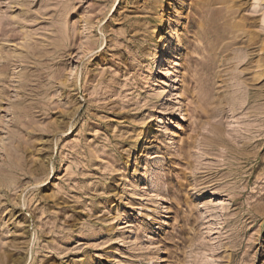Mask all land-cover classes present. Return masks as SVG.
<instances>
[{
	"label": "rangeland",
	"instance_id": "rangeland-1",
	"mask_svg": "<svg viewBox=\"0 0 264 264\" xmlns=\"http://www.w3.org/2000/svg\"><path fill=\"white\" fill-rule=\"evenodd\" d=\"M0 264H264V0H0Z\"/></svg>",
	"mask_w": 264,
	"mask_h": 264
},
{
	"label": "bare ground",
	"instance_id": "bare-ground-1",
	"mask_svg": "<svg viewBox=\"0 0 264 264\" xmlns=\"http://www.w3.org/2000/svg\"><path fill=\"white\" fill-rule=\"evenodd\" d=\"M167 39H168V38H167ZM167 39H166V40H167ZM169 39H170V38H169ZM168 41H169V40H168ZM163 43H164V42H163ZM161 57H162V56L157 55V56H156V59H155L154 62L157 63V62L161 59Z\"/></svg>",
	"mask_w": 264,
	"mask_h": 264
}]
</instances>
